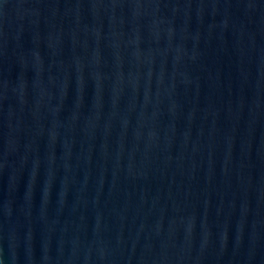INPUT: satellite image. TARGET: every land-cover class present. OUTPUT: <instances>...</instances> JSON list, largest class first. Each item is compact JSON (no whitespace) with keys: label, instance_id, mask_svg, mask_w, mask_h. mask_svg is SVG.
I'll return each mask as SVG.
<instances>
[{"label":"water","instance_id":"95a60500","mask_svg":"<svg viewBox=\"0 0 264 264\" xmlns=\"http://www.w3.org/2000/svg\"><path fill=\"white\" fill-rule=\"evenodd\" d=\"M0 264H264V0H0Z\"/></svg>","mask_w":264,"mask_h":264}]
</instances>
